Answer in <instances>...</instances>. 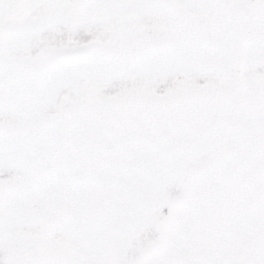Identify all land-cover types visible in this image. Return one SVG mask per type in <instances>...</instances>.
I'll return each mask as SVG.
<instances>
[{
	"label": "snow or ice",
	"instance_id": "obj_1",
	"mask_svg": "<svg viewBox=\"0 0 264 264\" xmlns=\"http://www.w3.org/2000/svg\"><path fill=\"white\" fill-rule=\"evenodd\" d=\"M0 264H264V0H0Z\"/></svg>",
	"mask_w": 264,
	"mask_h": 264
}]
</instances>
